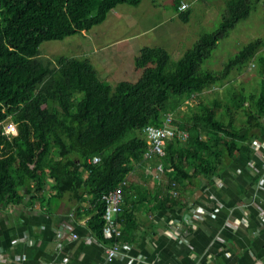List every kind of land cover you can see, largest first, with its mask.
<instances>
[{"label":"trees","instance_id":"1","mask_svg":"<svg viewBox=\"0 0 264 264\" xmlns=\"http://www.w3.org/2000/svg\"><path fill=\"white\" fill-rule=\"evenodd\" d=\"M141 1L0 0V203L19 204L27 196L31 203H49L69 195L77 203L76 216H89L90 233L110 243L114 240L103 236V195L144 161L152 160L153 167L160 162L169 191L173 183L219 175L228 157L253 153L252 143L264 129V39L245 44L220 70L202 64L261 0H229L217 29L201 34L173 68L167 48L142 47L135 56L142 74L135 82L110 84L89 58H41L44 41L89 31L118 5ZM180 3L174 0V7L187 22L190 8L179 11ZM251 60L261 78L255 92L231 85L225 105L219 98L199 100L182 111L196 94L223 83ZM167 117L188 136L169 138L162 159L145 158L144 128L163 126ZM10 121L17 125L15 135L4 133ZM177 200L170 192L160 196V186L149 190L128 183L116 218L123 232L116 240L134 239L143 202L170 208Z\"/></svg>","mask_w":264,"mask_h":264},{"label":"crops","instance_id":"2","mask_svg":"<svg viewBox=\"0 0 264 264\" xmlns=\"http://www.w3.org/2000/svg\"><path fill=\"white\" fill-rule=\"evenodd\" d=\"M254 142L251 155L228 157L219 175L177 184L176 206L143 202L134 239L121 241L127 245L122 261H107L108 243L90 233L89 216H76L77 203L69 195L49 203H31L28 196L15 205L1 202L0 264L52 259L57 264H264V129ZM159 164L144 161L129 175V183L149 190L160 186V196H165L172 188H166L164 171L162 181L156 179ZM65 225L79 239H60L56 230Z\"/></svg>","mask_w":264,"mask_h":264},{"label":"rangeland","instance_id":"3","mask_svg":"<svg viewBox=\"0 0 264 264\" xmlns=\"http://www.w3.org/2000/svg\"><path fill=\"white\" fill-rule=\"evenodd\" d=\"M184 1L190 3L187 22L179 16L174 0H142L139 5L123 3L111 10L103 23L89 31L60 40L44 41L40 45V56L46 61L55 60L60 55L89 58L101 78L112 85L122 80H138L142 70L135 68V56L144 46L167 48L171 55L169 67L173 68L201 34L217 29L229 0ZM258 37L264 39V0L258 3L247 19L240 21L228 36L218 42L202 68L222 69L245 44ZM260 53L264 54V47ZM260 79L258 64L251 60L241 70L235 69L223 83L196 94L182 111L189 112L199 100L210 102L219 98L225 105L229 86L243 85L247 92H255ZM240 116L244 117L243 112Z\"/></svg>","mask_w":264,"mask_h":264},{"label":"built area","instance_id":"4","mask_svg":"<svg viewBox=\"0 0 264 264\" xmlns=\"http://www.w3.org/2000/svg\"><path fill=\"white\" fill-rule=\"evenodd\" d=\"M179 11H185L190 8V3L182 0L179 5ZM18 129L17 125L10 121L4 125V133L7 135H15L17 134ZM144 135L146 137L147 149L145 151L144 157L145 158H152L154 156L162 159L166 155V148H167V141L169 138L180 137L185 139L188 136V133L185 131H181L178 128L172 125V118L167 117L165 124L163 126H154V125H147L144 128ZM260 143L259 140L254 142V146ZM94 162L99 161V157H94ZM158 172L155 174L156 179L159 182L162 181V171H164L162 166L158 167ZM130 181V176L125 177L119 185L115 188L110 190L108 193L103 195V199L106 201V211L104 214L105 218V225L103 228V236L104 239L111 241L108 243L106 247V259L109 262H114L121 260L122 261V250L126 248L127 245H124L121 241L116 240L117 238L122 236L123 229L120 227L117 222L116 218L118 213L122 212L123 210V202H124V188L128 185ZM173 189L170 193L174 196L178 195L176 191V183H173ZM201 211L204 208L199 207ZM180 221V220H178ZM57 235L60 239H67L72 238L74 240L79 239V234L75 232L74 228L71 225H65L63 228H58ZM27 235L29 233L27 232ZM233 256V255H232ZM26 254H22L20 259L22 261L26 260ZM67 261V260H66ZM23 264V263H20ZM45 264H57L56 260H49Z\"/></svg>","mask_w":264,"mask_h":264},{"label":"bare ground","instance_id":"5","mask_svg":"<svg viewBox=\"0 0 264 264\" xmlns=\"http://www.w3.org/2000/svg\"><path fill=\"white\" fill-rule=\"evenodd\" d=\"M173 123H174V121H173ZM143 132V131H142ZM257 147V146H256Z\"/></svg>","mask_w":264,"mask_h":264}]
</instances>
